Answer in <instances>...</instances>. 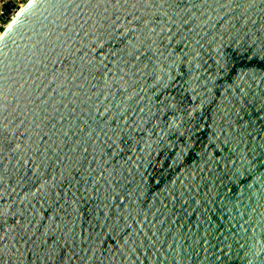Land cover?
I'll use <instances>...</instances> for the list:
<instances>
[{
	"label": "water",
	"instance_id": "obj_1",
	"mask_svg": "<svg viewBox=\"0 0 264 264\" xmlns=\"http://www.w3.org/2000/svg\"><path fill=\"white\" fill-rule=\"evenodd\" d=\"M0 264H264V0H29L0 32Z\"/></svg>",
	"mask_w": 264,
	"mask_h": 264
},
{
	"label": "built area",
	"instance_id": "obj_2",
	"mask_svg": "<svg viewBox=\"0 0 264 264\" xmlns=\"http://www.w3.org/2000/svg\"><path fill=\"white\" fill-rule=\"evenodd\" d=\"M8 0H0V9L1 5ZM29 0H11V2L14 4V8H22ZM11 11L10 14H8L4 19L0 16V32L7 26V24L13 19V13L15 9ZM7 20V21H6Z\"/></svg>",
	"mask_w": 264,
	"mask_h": 264
},
{
	"label": "bare ground",
	"instance_id": "obj_3",
	"mask_svg": "<svg viewBox=\"0 0 264 264\" xmlns=\"http://www.w3.org/2000/svg\"><path fill=\"white\" fill-rule=\"evenodd\" d=\"M17 9H18V10H17ZM20 9H21V8H16V9H15L16 12L14 11L15 14L13 15V18H14V16L20 11Z\"/></svg>",
	"mask_w": 264,
	"mask_h": 264
},
{
	"label": "rangeland",
	"instance_id": "obj_4",
	"mask_svg": "<svg viewBox=\"0 0 264 264\" xmlns=\"http://www.w3.org/2000/svg\"><path fill=\"white\" fill-rule=\"evenodd\" d=\"M18 10V9H17ZM16 12V11H15ZM15 12L13 14H15Z\"/></svg>",
	"mask_w": 264,
	"mask_h": 264
}]
</instances>
